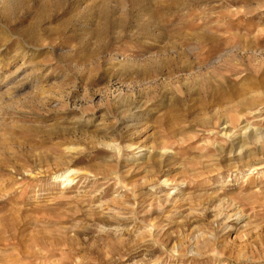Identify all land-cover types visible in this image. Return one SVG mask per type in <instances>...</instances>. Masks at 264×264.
<instances>
[{
  "label": "rangeland",
  "instance_id": "1",
  "mask_svg": "<svg viewBox=\"0 0 264 264\" xmlns=\"http://www.w3.org/2000/svg\"><path fill=\"white\" fill-rule=\"evenodd\" d=\"M39 2L0 0V264H264V0Z\"/></svg>",
  "mask_w": 264,
  "mask_h": 264
},
{
  "label": "bare ground",
  "instance_id": "2",
  "mask_svg": "<svg viewBox=\"0 0 264 264\" xmlns=\"http://www.w3.org/2000/svg\"><path fill=\"white\" fill-rule=\"evenodd\" d=\"M34 1H35L36 3H34ZM39 1H40V0H33V5H36V6H40V7H41V6H42V2H39ZM45 1H46V0H45ZM56 1L59 2V0H56ZM33 5H32V6H33ZM25 6H26V5H25ZM32 6H29V5H28L29 8H31ZM5 7H6V6H5ZM40 7H39V8H40ZM37 11H38V10H37ZM5 13H6V9L3 10L2 8H0V16H3V17H4V16H5ZM37 13H38V12H37ZM23 32H24V30H22V33H23ZM25 32H26V31H25ZM25 32H24V33H25ZM82 34H83V33H82ZM67 176H68V175H67Z\"/></svg>",
  "mask_w": 264,
  "mask_h": 264
}]
</instances>
